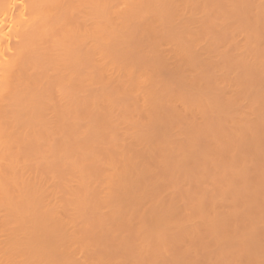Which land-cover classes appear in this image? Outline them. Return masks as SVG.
<instances>
[{"label": "bare ground", "instance_id": "6f19581e", "mask_svg": "<svg viewBox=\"0 0 264 264\" xmlns=\"http://www.w3.org/2000/svg\"><path fill=\"white\" fill-rule=\"evenodd\" d=\"M0 264H264V0H0Z\"/></svg>", "mask_w": 264, "mask_h": 264}]
</instances>
